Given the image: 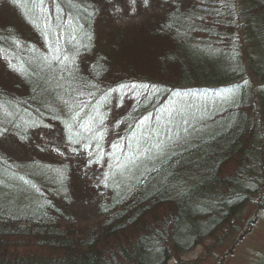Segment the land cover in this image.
Instances as JSON below:
<instances>
[{
	"label": "trees",
	"instance_id": "obj_1",
	"mask_svg": "<svg viewBox=\"0 0 264 264\" xmlns=\"http://www.w3.org/2000/svg\"><path fill=\"white\" fill-rule=\"evenodd\" d=\"M59 2L68 6V0ZM112 4H95L101 11L94 21V43L92 51L77 58L79 71L100 86L137 83L160 91L147 108H134L135 101L125 97L123 107L108 113L104 136L95 138L91 149L93 156L109 141L125 144L120 138L130 135L128 125L152 107L159 109L180 97L218 107L206 117L203 131L171 145L131 184L127 186L130 173L120 185L110 183V190L100 187L109 199L102 200L92 219L81 213L78 219L68 205L69 195L64 197L69 187L32 166L69 167L51 149L42 151L44 156L33 151L40 147L35 141L42 131L54 133L58 126L60 141L64 130L41 108L43 122L52 128L35 129L41 135L30 132L23 141L12 135L0 138V264H167L170 259L187 264L180 255L189 246L205 238L215 246L231 231L236 234L246 205L264 211V0H158L163 12L156 9L145 16L144 25H111L108 31L103 11ZM120 6L127 8L126 0H120ZM51 12L55 17L54 7ZM22 13L23 8L0 4V99L27 100L35 109L31 84L8 69L9 60L27 66L32 49L47 52L44 37ZM164 25L168 27L161 31ZM57 45L67 50L72 41L59 40ZM97 64L100 68L93 67ZM228 89H236L235 96L217 104L214 97ZM27 108L21 106L9 118L18 123L36 119ZM56 115L63 118L60 107ZM58 146L65 154L71 152L63 142ZM107 171L104 166L103 174Z\"/></svg>",
	"mask_w": 264,
	"mask_h": 264
},
{
	"label": "snow or ice",
	"instance_id": "obj_2",
	"mask_svg": "<svg viewBox=\"0 0 264 264\" xmlns=\"http://www.w3.org/2000/svg\"><path fill=\"white\" fill-rule=\"evenodd\" d=\"M112 2L113 0H92L91 3L86 0L84 2L68 0L66 7L59 0H0V4L14 9L23 8L22 14L34 28L40 31L47 45L45 53H38L37 50L32 49L33 55L27 66L22 62L8 61V69L31 84V101L37 103L38 106L32 109L29 101L17 98L0 99V114L4 116V119L0 120V138L12 135L23 141L29 137L30 132L41 135L39 132H34L35 129L52 128L51 124L43 122L45 112H42L41 108H44L47 113L52 114L47 116L48 119L59 120L64 125L60 141H57V146H53L51 150L60 156H65L58 146L63 142L74 156H80L81 153L86 154L84 168L89 169L94 163L100 164L101 160L94 159L91 149L95 144V139H88V137L103 138L104 124L111 109L123 107L125 97L134 100L133 107L137 109L140 105L147 108L152 103L160 91L154 85L131 83L120 84L115 88L100 86L98 80L85 79L79 71L77 58L92 51L94 43V21L101 11L95 4H111ZM156 2L158 0H126L127 8L122 10L113 7L112 14L120 19V13L126 12L130 18L137 14L139 7L150 9ZM52 7L56 11L55 17L51 12ZM42 12L45 13L43 18L41 17ZM165 27L168 25H164L161 31ZM63 39H70L72 47L65 50L62 46H53L56 41ZM16 47H20L19 42ZM93 67L100 68V65ZM248 83L247 80L244 81L245 85ZM137 89L144 91L137 92ZM235 94L236 89H228L224 95L234 97ZM23 105H28L26 110L36 113L37 118L24 123H18L14 118H9L14 117ZM58 107L62 109V119L60 115H56ZM88 109L92 111H87ZM165 111L168 112L167 119L164 118ZM119 124L120 121H117L116 127H119ZM191 127L193 126L189 120L184 118L180 109H162L159 113H148L134 120L128 125L130 135L120 138L127 142V147H131L132 141L136 143L134 155L128 159L124 167L131 171L133 167H138L143 159H157L164 156L171 145L184 139L181 131L187 132ZM137 129L140 130L139 136H137ZM117 147L123 148L124 145L113 144V148ZM45 150L47 149L41 148V151ZM100 155L102 159L104 153L101 151ZM54 171L60 183L67 187L71 179L68 173L62 169ZM21 179L25 184L29 183L27 179L23 177ZM92 179L97 189L101 186L109 187L107 181L110 175L107 172L102 177L95 176ZM100 195L103 196L104 193L100 192ZM50 206L54 208V205Z\"/></svg>",
	"mask_w": 264,
	"mask_h": 264
},
{
	"label": "rangeland",
	"instance_id": "obj_3",
	"mask_svg": "<svg viewBox=\"0 0 264 264\" xmlns=\"http://www.w3.org/2000/svg\"><path fill=\"white\" fill-rule=\"evenodd\" d=\"M112 5L108 6L107 10L103 11L105 24L103 27L108 31L111 29V25L120 27H128L132 25H144L147 20L141 21L145 16L147 17L150 14L156 13V9L159 13L163 12V7L158 5V2L153 3L150 9H144L143 12L138 11L136 15L128 17L126 12H121L120 19H117L113 14V7L119 9H126L123 6H120V0H113ZM101 26V25H100ZM146 26V25H145ZM217 104L225 103L228 97L224 94H218L215 97ZM111 107V105L109 106ZM217 105L207 104L202 102L199 99L192 98L190 102L187 99L178 98L171 102L170 105L164 104L163 107L159 108V113L163 110H172L180 109L184 115V118L189 120L190 124L193 126L188 129L187 132L181 131V136L184 139L180 140L189 141L195 135H198L201 131L204 130L206 126L204 124L206 117L212 113ZM120 107L112 108L110 112L119 110ZM109 112V113H110ZM159 118V117H157ZM164 118H168V112H164ZM212 126V125H211ZM58 126H55V132H49L47 130L42 131V136L39 140L35 141V144L40 145L34 147V152L39 156H44L46 153L42 152L41 148H46L50 150L53 146L56 145V139L58 135L56 134ZM139 129L137 131V136H139ZM111 132V131H110ZM81 135H85L81 133ZM55 136L56 138H52ZM97 137L89 136L88 139H95ZM113 144L120 145V140L109 141L106 145H101L104 149V158L101 159V151L94 152V159L101 160L100 164L92 165L91 168L85 169L84 163L81 164V159L83 158L84 153H81L80 156H74L71 154H65V156H57L60 159H63L67 162V165L63 163L60 165L55 164H34L32 165L35 168H40L44 171V176L53 181H57L58 178L55 174L56 169H62L68 173L71 177L70 182H68L69 193L65 192L64 197L69 195L68 205L73 209V213L78 215V219H81L83 215L89 214V218L92 219L96 215V209L99 208L103 199L108 200V194L100 195L99 189L95 187L94 180L92 179L95 176H103V167L108 168L107 173L110 175V179L107 181L109 184L108 188L105 190L112 189L111 184L114 186L116 182L120 185V179L124 178L126 175L131 173V178L127 183V186L132 183L141 173L146 169L150 168L153 159H143L142 163L138 167H133L131 171H128L124 165L128 163V159L134 155V150L136 148L135 141H132L131 147H127V142L124 147L113 148ZM78 146V145H77ZM40 148V149H39ZM47 152V151H46ZM49 154V153H48ZM83 162V161H82ZM85 171L87 175L85 176ZM13 183V182H12ZM111 183V184H110ZM117 183V184H118ZM16 183H13L14 185ZM102 187V186H101ZM73 194V198L70 196ZM21 197H24L23 194H19ZM105 200V201H106ZM113 201V197H112ZM64 200H62L58 205H62ZM107 206V204H106ZM256 212L257 216L255 221L248 228V220L253 216V213ZM83 215H81V214ZM242 218L239 222L236 223L237 232L231 231L225 239H221L217 245L214 246V241L208 238H205L196 246H189L190 249L181 252L180 259L185 261L187 264H260V260H264V211L256 210L252 205H246L242 213ZM76 220V216L73 215ZM82 221H85L84 219ZM241 235V236H240ZM208 247L206 249L205 247ZM175 259H170L167 264H174Z\"/></svg>",
	"mask_w": 264,
	"mask_h": 264
},
{
	"label": "bare ground",
	"instance_id": "obj_4",
	"mask_svg": "<svg viewBox=\"0 0 264 264\" xmlns=\"http://www.w3.org/2000/svg\"><path fill=\"white\" fill-rule=\"evenodd\" d=\"M158 110H159V109H153V107H152V108H150V111H149V112H150V113H156V112H158Z\"/></svg>",
	"mask_w": 264,
	"mask_h": 264
}]
</instances>
